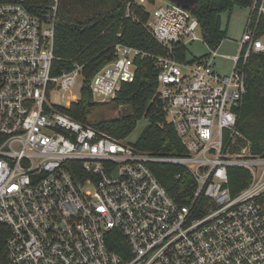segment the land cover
<instances>
[{
	"label": "built area",
	"instance_id": "built-area-1",
	"mask_svg": "<svg viewBox=\"0 0 264 264\" xmlns=\"http://www.w3.org/2000/svg\"><path fill=\"white\" fill-rule=\"evenodd\" d=\"M61 0L41 13L30 0L0 3V221L10 228L4 264H264V155L250 145L233 152L248 92L251 57L264 58V0H253L238 54L211 48L179 60L177 51L203 40L191 9L166 0L147 28L167 49L153 55L116 45V58L90 81L93 100L114 101L152 57L157 95L186 147L162 156L79 121L62 108L82 96L83 65L56 71L55 31ZM150 0H131L147 10ZM206 42V41H205ZM233 60L229 72L216 59ZM78 87L66 104L53 94ZM154 162L183 165L196 187L179 204L153 171ZM251 179L233 193L229 168Z\"/></svg>",
	"mask_w": 264,
	"mask_h": 264
},
{
	"label": "trees",
	"instance_id": "trees-1",
	"mask_svg": "<svg viewBox=\"0 0 264 264\" xmlns=\"http://www.w3.org/2000/svg\"><path fill=\"white\" fill-rule=\"evenodd\" d=\"M3 0H0V3ZM131 0H61L55 31L56 71L72 70L83 65L85 75L81 98L70 108H62L75 119L89 123L88 113L99 105L93 100L90 81L94 73L116 58V45L125 44L153 55L166 54L147 28L149 12ZM152 3L155 0H150ZM253 0H197L192 13L198 18L202 34L210 48H217L227 36L222 28V14L238 5L249 7ZM31 10L41 13L46 0H30ZM188 47L177 51L179 60L187 59ZM138 70L133 82L124 83L113 102L126 105L124 114L92 124L107 135L126 139L146 118L148 124L132 144L139 150L162 156L183 155L186 147L175 126L167 120L166 102L157 95L159 69L152 57L138 58ZM248 92L241 109L239 130L232 151L250 145L253 154L264 155V58L251 57L248 65ZM102 105V104H101ZM4 136L0 134V144ZM151 167L161 183L177 203H188L196 182L183 165L154 162ZM251 179L244 167L229 168V187L236 193L246 187ZM8 225L0 221V264L8 260Z\"/></svg>",
	"mask_w": 264,
	"mask_h": 264
},
{
	"label": "rangeland",
	"instance_id": "rangeland-1",
	"mask_svg": "<svg viewBox=\"0 0 264 264\" xmlns=\"http://www.w3.org/2000/svg\"><path fill=\"white\" fill-rule=\"evenodd\" d=\"M165 2L166 0H156L155 4L147 5V11L152 12L154 5H159ZM250 12L251 9L248 6L242 7L236 5L231 12L227 11L222 14L221 25L223 29L227 30V36L222 40L220 46L218 47L219 53L229 55L230 57H234L238 54L240 40ZM187 47V58L189 60L194 57H200L208 54L211 49L203 40L192 41L191 43H188ZM232 64L233 60L230 58L221 56L216 59V68L221 73L229 72ZM72 94L79 96V88L74 87L72 90L71 88L61 90L60 92L53 94L52 100L55 103L66 104L70 100ZM125 108L126 105H119L116 102L96 105L95 107H92L88 113L89 124L92 125L100 121L119 117L124 114ZM147 124L148 119L143 118L139 120L136 129L125 139V141L128 143L135 142Z\"/></svg>",
	"mask_w": 264,
	"mask_h": 264
},
{
	"label": "water",
	"instance_id": "water-1",
	"mask_svg": "<svg viewBox=\"0 0 264 264\" xmlns=\"http://www.w3.org/2000/svg\"><path fill=\"white\" fill-rule=\"evenodd\" d=\"M170 1H173V2L181 5L184 8L192 9L197 0H170Z\"/></svg>",
	"mask_w": 264,
	"mask_h": 264
}]
</instances>
